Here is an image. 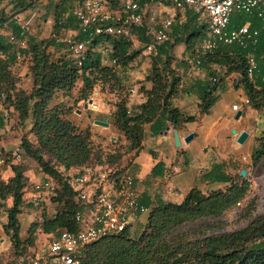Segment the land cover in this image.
I'll use <instances>...</instances> for the list:
<instances>
[{"label":"trees","instance_id":"trees-1","mask_svg":"<svg viewBox=\"0 0 264 264\" xmlns=\"http://www.w3.org/2000/svg\"><path fill=\"white\" fill-rule=\"evenodd\" d=\"M105 1L110 6H115L118 3V0ZM246 18L244 15H234L231 23L236 24ZM66 21L75 23L73 12L67 15ZM11 22L12 19L7 20V16L4 19L2 16L0 17V26ZM252 22L259 25L260 28L258 40L254 45L219 44L213 49L199 53L196 52L195 47L207 31V23L200 18L199 13L188 10L181 22L173 24L171 33L182 32L185 37L177 41L184 44L183 72L186 73L188 59L198 54L201 66L199 74L205 73L207 70L210 73L209 81L204 82L199 77L200 79L195 81L194 85L187 88L191 91L193 86V91L198 95L200 114L210 110V106L217 99L219 89L224 86H218L215 97L211 95V92L214 91V80H218L217 76L222 68H226L225 76L231 73H237L240 76L239 82L253 108L264 107V25H261L256 19H253ZM58 23L60 28L56 32L55 23L50 41L62 42L64 48L65 42L59 41L57 38L61 35V27H66V22L60 18ZM177 25L181 27L179 28ZM135 29L137 33H145L146 27L139 25ZM13 31L17 35L20 34L19 27L13 28ZM76 37L83 40L86 35L79 32ZM168 40L161 43L159 53L154 56L156 62L166 56L168 47L165 42ZM101 42L110 44L109 55L117 62L119 56L127 52L131 40L108 35L94 36L86 47L85 57L81 64H77L67 51L64 52L68 54V57L58 55L53 58V55L47 52L44 46L33 43L32 47L31 44L29 46L32 56L29 67L33 79L32 89L28 94H24L20 89L17 93L18 99L13 103L21 120L28 116V107L31 105L34 118L32 130L35 132L38 145L33 148L28 139L23 138L22 147L26 154L38 161L45 174L55 179L58 184L55 190L71 201L65 210L55 211L50 215H46L42 210L39 215L40 220L33 223L32 229L50 232L62 228H76L73 217L74 211L78 207L75 191L62 174L60 166L67 169L72 166L89 164L85 161L92 152L90 132L78 129L74 123L61 115L57 107H48L47 105L54 90L68 91L73 87L78 72H80L83 84L87 88H91L92 83L97 80L105 83L109 78H117L116 71L112 69V64L116 62L108 64L101 60V52L98 50ZM29 43L27 40L26 47ZM11 45L12 43L7 41L5 35L0 33V92L3 84L8 83L10 79V71L7 69L9 60L20 54L19 51V53L9 54ZM26 47L17 48L19 50ZM53 47L55 50L59 48L57 44H54ZM249 53H253L256 59V68L251 76L247 74L246 68ZM1 54L4 55L3 58ZM89 74H93V80L90 79ZM146 78L151 82V85L145 89L147 98L139 103L137 112L130 114L124 100L117 103L115 111L117 127L124 132L132 148L136 147L137 150L141 146L145 123L162 117L169 120L174 127H178L196 117V114L189 113L173 103L172 98L179 87L183 85V80L174 67L168 71L156 72ZM11 86L14 88L13 83ZM3 119L0 117V128L5 124ZM261 147L264 148V143ZM43 151L49 154L50 159H44ZM52 158L55 159L54 163L50 161ZM11 168L14 175L8 181H4L2 178L0 168V200H5L8 196L12 198V204L8 209V221L3 228L5 233L10 236L15 253L18 256H24L30 253V248L35 245L37 236L29 235L24 241L19 236V206L23 202V188L28 176L23 175L15 164H12ZM217 179L231 183L226 188L218 187L206 192L194 186L185 193L180 201H157L148 209L143 229L137 236L130 234V226L118 232L101 236L86 246L80 255L78 264H264V214L256 216L248 225L231 231L209 233L193 238L185 232L173 233L176 226L187 221L198 220L202 217H218L224 210L240 201L250 185L245 178L232 179L223 172Z\"/></svg>","mask_w":264,"mask_h":264},{"label":"rangeland","instance_id":"rangeland-1","mask_svg":"<svg viewBox=\"0 0 264 264\" xmlns=\"http://www.w3.org/2000/svg\"><path fill=\"white\" fill-rule=\"evenodd\" d=\"M79 1L53 0L45 2L44 0H0V17L2 16L4 19L7 16V20L12 19L11 23L0 26L1 31H13V28H18L16 14L24 10V8H31L34 5L42 8L40 12L41 16L36 14L31 19L30 31L32 30L33 32L26 34V38L30 42L29 45L27 47L25 46L26 48L18 50V46L12 44L9 48V54L18 51L20 54L9 60L7 69L10 71V79L8 83L3 84L0 92V117L2 119L4 118L3 122L5 123L0 128V168L2 178L4 181H8L14 175V171L11 168L12 164L17 165L23 175L28 176L26 185L23 188V202L19 206L20 212L18 213L20 222L19 236L23 241L29 235L38 237L39 233L42 232L39 229H32L33 223L40 220L39 215L42 210L45 211L46 215H50L55 211L65 210L66 206L71 204V201L67 197L64 198L57 190L34 191L31 181L33 179L44 178L45 173L38 161L26 154L22 147L23 138L28 139L33 148L38 145L37 137L32 130L34 122L32 107L31 105L28 107V116L24 120H21L13 102L18 99L19 96H17V93L20 89L24 94H28L32 89L33 79L32 72L29 68L32 58L30 44L31 47L32 43L44 46L46 51L53 55V58L58 57V55L68 57V54L64 52L63 43H54L50 39L54 33L53 26L55 23L57 27L56 32L60 28V24L58 23L60 18L66 22V27H61V35L59 37L67 35L73 37L76 35L75 23L72 21L67 22L66 18L67 15L72 13ZM50 11L51 21L44 22L43 17H47ZM29 15L30 12H27L21 19L28 18ZM200 18L204 21L206 20L204 15H201ZM149 20L148 17H145L147 23H150ZM177 26L179 28L181 27L180 25ZM153 29L154 27L152 26L151 30ZM40 35H42L41 38H39ZM184 38L182 32L177 34L171 33L170 39L165 42L168 47L166 56H163L162 59L156 62L153 55L146 54L143 51L144 43L150 39V34L139 32L138 38L133 41L131 40L127 52L119 56L118 61L112 64V69L116 71L117 78H109L105 83L97 80L92 83L91 88H87L83 84L80 72H78L74 85L70 90H54L47 106L57 107L61 115L74 123L78 129L88 130L90 132L92 152L85 161L86 163L99 165L103 168L117 163L118 165H128L131 163L132 158L139 149L137 150L136 147L132 148L124 132L117 127L115 123V111L117 109V103L124 100L130 114L137 112L139 102H131L130 98L135 94H140L144 97L143 101L146 100L147 95L145 89L151 85V82L146 77H150L156 72L168 71L174 67L175 71L183 80V85L178 89L182 93V97L187 94V88L190 85H194V82L200 79L199 77L204 82L210 80L209 70L193 76H188L183 72L184 63L182 57L185 55V51L182 48L184 47L182 46L183 44L177 41ZM54 44L58 45V50H54ZM1 57L3 58L4 55L1 54ZM225 70L226 68H222L217 76L218 80H214V91L211 92V95L214 97L218 86H224L219 89L217 99L212 103L213 106H210V108L212 107L211 113L212 115H225L230 121H237V123L243 117L244 123L250 129H255V133L243 145V149L246 152L241 153L235 150L231 143L228 145V153L224 162L225 167L222 172L232 179L240 180L245 178L249 181L250 185L244 197L224 210L218 217H202L198 220L182 223L173 229V233L185 232L192 238L244 227L256 216L264 214V148L261 147L264 143V107L258 109L260 114L256 117L255 112L248 105L243 104V96L245 93L242 89H235L229 80L225 79ZM233 75L230 79H233V83H235L236 78ZM89 76L93 80V74H89ZM221 81L223 82L221 83ZM11 83H13L14 88H12ZM191 92L195 93L193 86ZM21 95L23 96V94ZM85 103H87L86 106ZM94 103L97 105L95 106ZM232 103H240L242 106L239 118L235 117L237 110L231 108ZM103 115H105L104 118H108L107 125L93 121L94 118L104 119ZM235 133L236 128H233L229 132V141H231ZM243 154L247 155V159L240 160L239 157ZM43 156L46 160L48 158L50 159L49 154L45 151H43ZM50 161L54 163L55 159L52 158ZM130 169L133 173L132 164L130 165ZM241 169H245L246 173L244 175L241 174ZM230 183V181L223 182L221 188H226ZM203 189L209 191L212 188L205 187ZM172 191L173 197L178 195L175 188ZM33 194L42 195V199L40 200L41 204H36L32 200L31 197ZM8 198L11 197L8 196L5 200H0V224H2V227L8 221ZM146 213L147 211L140 213L141 221L145 219ZM142 229L143 223L137 220L129 228V232L131 235L137 236ZM3 232L5 233L4 228ZM47 241V234L39 235L38 241L35 243L36 249H45ZM19 257L15 253V248L11 241V247L0 254V264H17Z\"/></svg>","mask_w":264,"mask_h":264},{"label":"built area","instance_id":"built-area-1","mask_svg":"<svg viewBox=\"0 0 264 264\" xmlns=\"http://www.w3.org/2000/svg\"><path fill=\"white\" fill-rule=\"evenodd\" d=\"M188 10L206 17V35L196 45L197 53L213 49L219 44L252 46L257 42L260 32L259 25L252 20L256 19L264 25V0H118L115 6H110L105 0H80L72 12L76 35L83 32L86 38L79 40L76 35H67L58 37L57 40L64 41V50L77 64H81L86 47L94 36L125 37L133 41L138 38L135 27L144 25L145 33L150 34V39L144 43L143 51L156 56L161 43L170 39L173 24L181 22ZM35 15L36 9H31L28 18L20 19L19 35L11 30H0V33L5 35L8 42L25 47L26 34L30 32L31 19ZM234 15H244L247 18L232 24ZM145 17L150 19V23L145 21ZM98 50L103 63L116 62L109 55L110 44L101 42ZM199 61L198 54L188 59V76L200 73ZM246 68L247 74L251 76L256 68L253 53L247 55ZM248 103L249 99L245 96L243 104ZM240 107V103L232 105L233 109ZM239 159L245 160L247 155H240ZM60 170L75 191L78 207L73 217L76 228L44 232L48 236L46 248L37 250L35 245L31 246V252L20 256L17 264H78L82 251L90 242L131 226L140 213L148 211V207L138 199L136 176L131 172L129 164L109 165L105 168L85 164L67 169L61 165ZM31 184L34 191L55 190L58 186L48 174L42 179H33ZM41 199L40 194L32 195L36 204H41Z\"/></svg>","mask_w":264,"mask_h":264},{"label":"crops","instance_id":"crops-1","mask_svg":"<svg viewBox=\"0 0 264 264\" xmlns=\"http://www.w3.org/2000/svg\"><path fill=\"white\" fill-rule=\"evenodd\" d=\"M161 8L163 9V7ZM31 9H36V14L41 16V7L34 5L31 8H24V10L16 14L19 31L21 30L20 19L24 17L25 13L30 12ZM50 15L51 11L47 17H43V21H51ZM32 32L31 30L30 33ZM41 37L42 35L39 36V38ZM232 75L235 76L237 84L236 82L234 84V80L230 79ZM225 79H228L235 89L241 88L245 93L242 84L239 82L237 73L228 74L225 76ZM181 95L180 90H177L175 96L172 98L173 103L189 113L196 114L195 119L187 121L178 127H174L169 120L162 117L145 123L143 125L141 146L129 164L133 165V173L136 176V188L139 193L138 199L148 209L159 200L180 201L185 193L194 186L204 192L207 191L203 189L205 187L209 189L221 187L223 182L217 178L222 173V170H224L228 145L231 143L235 150L241 153L246 152L243 149V145L255 133V129H250L244 123L243 117L238 123L237 121L232 122L225 115H212V107L208 112L200 114L198 111L199 99L197 95L190 90H187L185 96L182 97ZM245 96L246 94L243 97ZM130 99L131 102L140 103L144 100V97L143 95L135 94ZM246 105L255 112L256 117L260 114L259 110L253 108L249 103ZM234 110H240L241 114L242 106ZM104 117L105 115H103ZM240 124L242 125L240 126ZM233 128H236V133L231 141H229V132ZM243 129L247 130L249 134L243 143H239L236 138L238 133ZM190 131L193 132V137L189 141H185L183 137ZM175 132H177L180 138L179 145L175 143ZM173 188L176 189L178 194L174 197ZM11 204L12 198H8L7 206ZM147 213L145 219L142 221L140 219L141 214H139L132 221V224L137 220L144 224ZM0 233H2L0 235L1 254L11 247V239L9 235L3 232L2 224H0ZM41 234H44V232L39 233V235ZM38 237L36 242L38 241Z\"/></svg>","mask_w":264,"mask_h":264},{"label":"water","instance_id":"water-1","mask_svg":"<svg viewBox=\"0 0 264 264\" xmlns=\"http://www.w3.org/2000/svg\"><path fill=\"white\" fill-rule=\"evenodd\" d=\"M238 79H240V76H238ZM234 84H235V83H234ZM86 105H87V103H85V106H86ZM94 105L96 106L97 104L94 103ZM239 115H240V110L237 111L235 117L238 118ZM93 121H94L95 123H100V124H103V125H107V124H108V118H104V119H97V118H94ZM248 134H249L248 131L245 130V129H243V130H241V131L238 133L236 140H237L239 143H243L244 140L247 138ZM192 137H193V132L190 131V132H188V133L183 137V139H184L185 141H189ZM175 143H176L177 145H179V143H180V138H179V135L177 134V132H175ZM245 173H246L245 169H241V174L244 175Z\"/></svg>","mask_w":264,"mask_h":264}]
</instances>
